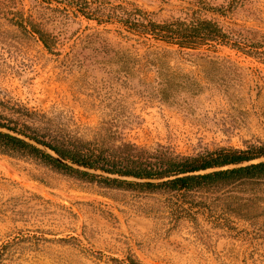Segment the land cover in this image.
<instances>
[{"label": "rangeland", "instance_id": "rangeland-1", "mask_svg": "<svg viewBox=\"0 0 264 264\" xmlns=\"http://www.w3.org/2000/svg\"><path fill=\"white\" fill-rule=\"evenodd\" d=\"M91 1L109 12L135 7L155 22L212 18L256 47L179 48L56 3L0 0L1 123L76 145L181 156L264 144V0L231 9L229 0ZM26 21L48 34L50 50ZM129 258L264 264V183L144 192L0 153V264Z\"/></svg>", "mask_w": 264, "mask_h": 264}, {"label": "trees", "instance_id": "trees-1", "mask_svg": "<svg viewBox=\"0 0 264 264\" xmlns=\"http://www.w3.org/2000/svg\"><path fill=\"white\" fill-rule=\"evenodd\" d=\"M46 4L56 3L63 10L75 16L95 20L97 24L117 22L124 30L143 36L149 35L155 40L176 45L179 48H196L202 44L219 43L244 50L256 47L252 44L234 40L216 20L203 16H192L188 21L172 20L155 22L135 7H123L121 11H103L100 2L91 0H40ZM240 0H229L227 8H232ZM219 11V9H214ZM195 13V12H194ZM197 13H201L198 11ZM18 22V21H17ZM22 27V19L17 23ZM26 25L38 35L48 50V34L35 24L26 21ZM249 52V51H248ZM257 52V51H250ZM0 127L17 132L34 142L53 151L64 160L87 169H96L121 176H132L145 181H128L119 178L97 175L61 162L50 153L16 135L0 130V153L29 156L39 159L57 171L77 178L94 181L100 185L136 191L188 192L213 186H221L237 181H256L264 183V161L251 162L240 166L193 174L192 172L248 162L264 156V144L247 149L219 148L194 156L175 155L169 150L151 153L133 143H123L108 148H93L88 145H76L58 137L26 132L0 122ZM173 176V177H172ZM168 178L159 182L155 180ZM128 264H140L129 258Z\"/></svg>", "mask_w": 264, "mask_h": 264}, {"label": "water", "instance_id": "water-1", "mask_svg": "<svg viewBox=\"0 0 264 264\" xmlns=\"http://www.w3.org/2000/svg\"><path fill=\"white\" fill-rule=\"evenodd\" d=\"M0 130L4 131V132H8V133L13 134V135H16V136H18V137H20V138H22V139H24V140H26V141H28L30 143H33V144L37 145L39 148H41V149L45 150L46 152L50 153L52 156H54V158H56L57 160H59L61 162H64V163H67V164H71L72 166L80 168V169H85L88 172H91V173H94V174H97V175L111 177V178L124 179V180H128V181H145L144 179H141V178H135V177H132V176H121V175H118V174L108 173V172L101 171V170L87 169V168H83L81 166L74 165V164L64 160L63 158L57 156L53 151L49 150L45 146L34 142L32 139H29V138H27V137H25V136H23V135H21V134H19L17 132H14L12 130H8L7 128H4V127H0ZM259 161H264V156L255 158V159L250 160L248 162H243V163H238V164H228V165H225V166H219V167H214V168H208V169H204V170L195 171V172H192V173L193 174H202V173L212 172V171H215V170L232 168V167L240 166V165H243V164H247V163H251V162H259ZM165 179H168V178H161V179L155 180V182H159V181H162V180H165Z\"/></svg>", "mask_w": 264, "mask_h": 264}]
</instances>
